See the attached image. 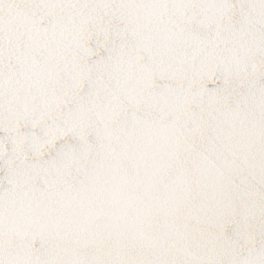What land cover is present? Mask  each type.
<instances>
[{
  "label": "snow or ice",
  "instance_id": "1",
  "mask_svg": "<svg viewBox=\"0 0 264 264\" xmlns=\"http://www.w3.org/2000/svg\"><path fill=\"white\" fill-rule=\"evenodd\" d=\"M0 264H264V0H0Z\"/></svg>",
  "mask_w": 264,
  "mask_h": 264
}]
</instances>
